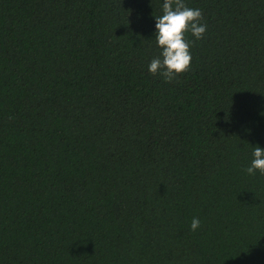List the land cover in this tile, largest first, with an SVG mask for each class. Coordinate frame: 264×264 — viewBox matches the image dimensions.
<instances>
[{
    "label": "trees",
    "instance_id": "obj_1",
    "mask_svg": "<svg viewBox=\"0 0 264 264\" xmlns=\"http://www.w3.org/2000/svg\"><path fill=\"white\" fill-rule=\"evenodd\" d=\"M185 2L165 82L161 0H0V264H264V0Z\"/></svg>",
    "mask_w": 264,
    "mask_h": 264
},
{
    "label": "clouds",
    "instance_id": "obj_2",
    "mask_svg": "<svg viewBox=\"0 0 264 264\" xmlns=\"http://www.w3.org/2000/svg\"><path fill=\"white\" fill-rule=\"evenodd\" d=\"M160 9L161 14L154 16V39L160 52L151 59L147 70L169 82L190 67L191 41L185 34L191 33L195 40H200L207 25L201 10L187 6L185 0H161ZM245 171L249 175L256 171L264 174V148L254 146L251 163ZM199 226L200 220L193 217L190 229L195 231Z\"/></svg>",
    "mask_w": 264,
    "mask_h": 264
}]
</instances>
